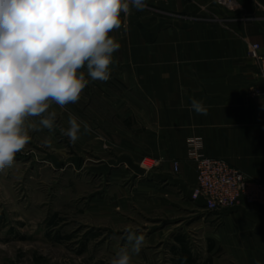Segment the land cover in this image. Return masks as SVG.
Segmentation results:
<instances>
[{
  "label": "crops",
  "instance_id": "0c3cea01",
  "mask_svg": "<svg viewBox=\"0 0 264 264\" xmlns=\"http://www.w3.org/2000/svg\"><path fill=\"white\" fill-rule=\"evenodd\" d=\"M146 3L142 11L130 4V13H121V27L109 33L121 45L113 53L109 80L119 78L136 87L141 110L147 108L138 117L144 127L132 126L134 117L127 114L120 121L106 118L104 130L96 110L100 117H87L50 102L55 126L46 132L62 145L67 143L69 115L82 122L71 163L83 168L84 148L93 147L91 168L109 181L93 187L92 196L100 203L108 197L113 210L117 204H137L159 223L156 229L166 221H185L180 229L201 240L211 254L209 264H264V208L253 204L209 210L202 198H192L197 169L189 158V140L196 137L205 154L264 180V82L258 60L264 53V0ZM253 43L260 47L253 49ZM96 82V88H105ZM80 98L91 106L84 90ZM192 98L203 101L206 115L190 110ZM116 102L112 100L113 109ZM84 124L90 131H83ZM174 160L180 161L178 171ZM181 236L177 239L183 242Z\"/></svg>",
  "mask_w": 264,
  "mask_h": 264
},
{
  "label": "rangeland",
  "instance_id": "374dc122",
  "mask_svg": "<svg viewBox=\"0 0 264 264\" xmlns=\"http://www.w3.org/2000/svg\"><path fill=\"white\" fill-rule=\"evenodd\" d=\"M85 76L90 82L84 92L93 107L80 98L68 104L71 111L87 117L100 114L104 125L99 126L104 130L108 128L106 118L120 121L127 114L134 117L132 126L144 127L138 117L147 108L141 110L136 87L119 78L93 81ZM96 81L105 88H96ZM113 99L117 100L114 109ZM31 123L39 124L36 117L26 120L29 143L10 167L0 171V264H111L115 253L127 243L128 231L145 235L140 253L132 256L130 264H209L211 254L201 240L180 229L186 226L185 221H166L156 229L159 223L149 219L137 204H117L113 210L108 197L100 203L92 196L93 187L109 181L108 175L95 174L91 168L96 159L93 147L85 146L83 168H76L71 163L76 148L69 137L65 136L66 150L61 149L64 144L51 139L46 132L49 129L39 125L38 130L28 128ZM91 123L97 126V122ZM105 148L106 155L109 151ZM186 247L195 261L181 258L183 253L190 255Z\"/></svg>",
  "mask_w": 264,
  "mask_h": 264
},
{
  "label": "clouds",
  "instance_id": "9594fccd",
  "mask_svg": "<svg viewBox=\"0 0 264 264\" xmlns=\"http://www.w3.org/2000/svg\"><path fill=\"white\" fill-rule=\"evenodd\" d=\"M130 4L138 11L147 7L146 0H0V171L29 143L28 118L40 117L39 126L51 130L56 113L48 112L50 102L64 107L80 99L90 82L83 69L93 81L109 80L113 53L121 47L109 33L121 27ZM190 110L208 111L195 98ZM69 125L64 134L75 143L82 122L70 114ZM83 131L90 127L84 124ZM125 239L111 264H130L145 235L128 231Z\"/></svg>",
  "mask_w": 264,
  "mask_h": 264
},
{
  "label": "built area",
  "instance_id": "2783aa9c",
  "mask_svg": "<svg viewBox=\"0 0 264 264\" xmlns=\"http://www.w3.org/2000/svg\"><path fill=\"white\" fill-rule=\"evenodd\" d=\"M218 1L226 5L232 3V0ZM252 47L258 49L260 44L253 43ZM258 60L259 76L264 82V53L258 55ZM189 158L195 162L197 169V182L192 189V198H202L209 210L253 204L264 208V180L248 175L224 158L205 154L201 140L196 137L189 140ZM173 166L178 171L180 161L174 160Z\"/></svg>",
  "mask_w": 264,
  "mask_h": 264
},
{
  "label": "trees",
  "instance_id": "16d2710c",
  "mask_svg": "<svg viewBox=\"0 0 264 264\" xmlns=\"http://www.w3.org/2000/svg\"><path fill=\"white\" fill-rule=\"evenodd\" d=\"M179 240H181V239H179ZM186 257L191 258L190 255L187 256L185 253H183V255H181V258H186ZM191 259H192V258H191ZM192 261H195V259H192Z\"/></svg>",
  "mask_w": 264,
  "mask_h": 264
}]
</instances>
